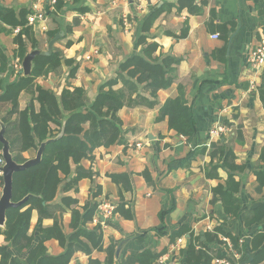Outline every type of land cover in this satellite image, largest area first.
<instances>
[{
    "label": "crops",
    "instance_id": "1",
    "mask_svg": "<svg viewBox=\"0 0 264 264\" xmlns=\"http://www.w3.org/2000/svg\"><path fill=\"white\" fill-rule=\"evenodd\" d=\"M31 2L1 0L18 18L27 13L30 35L22 36L27 53L33 50L31 38L37 41V48L47 50L51 40L48 33L62 28L63 36L54 46L62 55L61 66L35 80L36 86L53 90L58 96L65 88L82 87L93 101L101 86L116 78L122 63L143 55L147 46L139 42L143 34L147 42L159 44L155 57L179 60L174 83L158 92L153 107L141 103L120 110V142L97 147L91 158L80 163L90 175L70 185L79 166L73 165L72 174L59 185L55 198L48 203L49 215L40 224V213L33 210L29 234L34 235L35 243L43 240L48 255L60 256L67 252L70 236L83 229L100 235L101 242L90 253L75 250L69 264H108L110 257L111 264H140L128 259L145 250L173 264H188L186 249L196 236L204 241L206 233H218L227 243L224 238L231 240L225 235L229 232L246 243L249 254L242 261L254 258L252 240L264 229V222L246 225L245 221L264 204V187L260 188L258 179L264 172V65L254 69L249 55L264 37V0H64L59 11L35 24L28 22ZM55 4L50 5V11L55 10ZM159 10L144 32L146 19ZM22 29L0 21V96L24 75L23 69L14 67L27 55H21L17 40ZM180 87L196 122L191 139L171 129L167 118L158 119L163 104L177 97ZM140 94L154 100L143 86ZM32 98V93L24 91L19 110H24ZM2 103L0 120L8 118L10 109ZM35 105L39 107L37 102ZM220 124L227 130L211 139L210 129ZM142 139L141 148L131 146ZM222 147H226L225 153H221ZM22 154L34 158L37 150ZM230 175L235 184H228ZM220 185L230 187L239 200V217L230 220L226 214L222 197L215 193ZM104 202L116 206L114 218L105 219L100 214L98 206ZM94 205L97 209L92 218L85 219L87 207ZM73 210L80 211L81 217L74 220ZM55 222L67 239L64 244L56 237L47 239L41 230ZM217 226L224 233L215 231ZM181 227L187 229L182 235L178 233ZM182 236L185 240L178 244ZM80 240L88 242L83 235ZM222 242H207L206 246L217 256L219 249H226ZM1 246H7L26 263L29 250L15 252L2 233ZM216 259L212 264H226L216 263Z\"/></svg>",
    "mask_w": 264,
    "mask_h": 264
},
{
    "label": "trees",
    "instance_id": "2",
    "mask_svg": "<svg viewBox=\"0 0 264 264\" xmlns=\"http://www.w3.org/2000/svg\"><path fill=\"white\" fill-rule=\"evenodd\" d=\"M54 14L64 5V0H56ZM160 10L151 14L145 21L143 30L147 32L153 24ZM27 14V13H26ZM26 14L21 13L17 17L13 8L2 5L0 0V21L10 24L13 28L22 26V33L18 35L20 53L24 56L28 46L22 40V36L29 34L26 26ZM58 26L48 33L49 38H54L62 32ZM182 36L187 32L183 30ZM21 38V39H20ZM33 49L38 44L34 38ZM139 42L147 43L143 55H135L126 60L119 67L116 78L103 84L93 101L87 96L86 90L76 87L73 90L65 88L58 96L53 90L36 86L35 80L40 76H47L51 72L57 71L61 66V53L57 50L51 55H38L33 60L32 74L22 75L18 81L7 86L4 94L0 96L2 106H9L8 118L2 120L6 125L5 137L10 141L11 152L17 163H24L28 159L22 152L28 149H36L41 143L52 139L46 144L40 162L27 167L24 170L14 173L13 176V197L14 202H18L30 195L29 199L19 207L9 208L6 215L4 228H0V233L5 239L11 242L15 252L29 250L26 263L19 261L7 246L0 247V264H69L75 250L80 249L90 253L92 248L99 247L101 236L88 233L85 230H78L69 238L67 252L60 256H51L47 253V248L43 240L35 243L34 235L29 234L31 216L34 209L40 213L39 224L44 216L49 215L48 203L52 201L57 193L59 185L72 174L73 165H79L76 174L72 177L70 185L77 184L80 179L90 175L83 170L80 163L83 159L91 158L94 150L100 146H111L120 142L122 131V119L119 112L126 106H135L141 103L153 107L156 104L158 92L161 89L169 88L176 79V65L179 60L172 56L163 58L155 57L154 52L160 47L158 43L147 42V35H142ZM1 57L2 54L0 53ZM3 58V57H2ZM122 86L115 88L119 85ZM147 90L152 101L146 100L140 94V87ZM30 92L33 98L30 104L19 110V100L23 92ZM136 95V96H134ZM35 102L39 104L37 108ZM17 114L14 120L13 116ZM168 120L169 127L177 131L178 134L192 138L196 133V122L193 108L187 104L184 88H179V95L169 98L161 107L158 119ZM55 125V127H53ZM63 134L58 138V136ZM3 145L0 143V149ZM221 153L226 152V147H222ZM231 151L228 152L229 159ZM170 168H173L170 166ZM63 176V177H62ZM120 175H113L114 178ZM228 184L234 183L233 175L229 176ZM260 188L264 187V172L258 174ZM238 185V183L236 182ZM215 193L222 197L226 214L231 219L239 217L240 202L231 193V188L218 186ZM88 212L85 219L92 218L97 206L87 207ZM74 220L80 218L78 210H73ZM264 222V204L254 211L253 216L246 218V225ZM77 226V225H76ZM75 226V227H76ZM46 233V238L56 237L60 243H65L66 237L58 227L57 222L50 228L41 227ZM178 233L182 235L185 227H181ZM215 231L224 233L221 226H217ZM85 236L88 242L80 240ZM233 246V250H228L227 243L222 242L218 233H206V238L202 241L198 236L195 241H191L186 249L188 264H212L214 258L229 260L232 264H240L243 259H235L234 251L241 256L249 254L246 251V243L241 242L242 238L227 232ZM193 237V236H192ZM220 241L226 249H219L217 256L213 255L207 242ZM33 243L35 244L33 246ZM251 254L254 258L251 264H264V229L252 240ZM160 254L151 250L134 254L129 257L130 263L139 261L140 264H155ZM112 258L108 261L111 264ZM107 263V262H106Z\"/></svg>",
    "mask_w": 264,
    "mask_h": 264
},
{
    "label": "water",
    "instance_id": "3",
    "mask_svg": "<svg viewBox=\"0 0 264 264\" xmlns=\"http://www.w3.org/2000/svg\"><path fill=\"white\" fill-rule=\"evenodd\" d=\"M46 13H50V6L46 5ZM63 36V33H58L54 38H52L49 42L47 50H41L39 48L33 49L31 52L27 53V55L23 59L22 67H23V74L25 76H29L32 74L33 68V60L38 55H51L54 51L55 43ZM0 143H2V154L5 159V164L2 168L3 171V187L0 194V226H4L6 223V215L7 210L13 207H19L23 205L30 197L27 195L25 198L18 202H14L12 200L13 197V176L15 172L21 171L26 169L29 166H32L41 161L44 149L46 144L52 139L44 141L41 143L40 147L37 150V154L34 158H30L24 163H17L11 152V144L10 141L5 137L6 132V125L3 120H0ZM63 134L58 136V138ZM253 257L250 256L249 260L242 261L240 264H247L252 261Z\"/></svg>",
    "mask_w": 264,
    "mask_h": 264
},
{
    "label": "built area",
    "instance_id": "4",
    "mask_svg": "<svg viewBox=\"0 0 264 264\" xmlns=\"http://www.w3.org/2000/svg\"><path fill=\"white\" fill-rule=\"evenodd\" d=\"M55 3H56V0H32L31 12L28 16V22L30 24H35L40 21H45L47 19L46 5L48 4L50 6ZM249 59H250V64L256 70H259L264 65V37L260 44H258L257 46L251 49ZM14 67L17 70L23 69L20 61H17ZM226 130L227 129L221 124L216 127H213L209 131L210 138L211 139L217 138L220 136L221 132L226 131ZM143 145H144L143 139L131 144V146H136L138 149L141 148ZM4 164H5V159L3 157L2 150L0 149V191L2 190V187H3L2 168ZM115 208L116 206L113 203H108V202L101 203L98 206V210L100 214L103 215L105 219L114 218V216L116 215ZM184 240H185V237L182 236L178 238L177 243L182 244ZM224 240L227 242L228 250H233L231 241L227 240V238H224ZM241 242H244L243 238ZM233 257L238 260L242 258L241 254L237 251H234ZM215 262L229 264L230 261L227 259L218 258L215 260ZM157 264H173V263L170 262L168 258L161 257L158 259Z\"/></svg>",
    "mask_w": 264,
    "mask_h": 264
}]
</instances>
